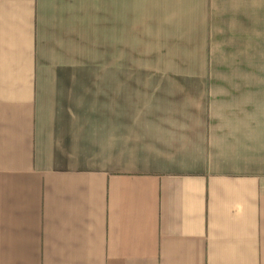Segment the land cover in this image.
<instances>
[{"label": "crops", "instance_id": "obj_1", "mask_svg": "<svg viewBox=\"0 0 264 264\" xmlns=\"http://www.w3.org/2000/svg\"><path fill=\"white\" fill-rule=\"evenodd\" d=\"M87 1L0 0V264H264L263 75L74 67Z\"/></svg>", "mask_w": 264, "mask_h": 264}, {"label": "rangeland", "instance_id": "obj_2", "mask_svg": "<svg viewBox=\"0 0 264 264\" xmlns=\"http://www.w3.org/2000/svg\"><path fill=\"white\" fill-rule=\"evenodd\" d=\"M87 5V45L74 67L247 70L264 80V0H88Z\"/></svg>", "mask_w": 264, "mask_h": 264}]
</instances>
